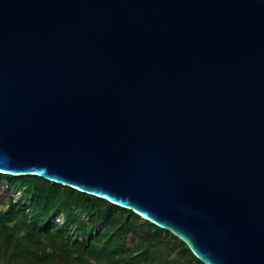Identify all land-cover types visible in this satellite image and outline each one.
Wrapping results in <instances>:
<instances>
[{"label":"water","instance_id":"water-1","mask_svg":"<svg viewBox=\"0 0 264 264\" xmlns=\"http://www.w3.org/2000/svg\"><path fill=\"white\" fill-rule=\"evenodd\" d=\"M0 172L264 264V0H0Z\"/></svg>","mask_w":264,"mask_h":264},{"label":"trees","instance_id":"trees-1","mask_svg":"<svg viewBox=\"0 0 264 264\" xmlns=\"http://www.w3.org/2000/svg\"><path fill=\"white\" fill-rule=\"evenodd\" d=\"M0 264L206 263L130 208L36 174L0 172Z\"/></svg>","mask_w":264,"mask_h":264},{"label":"rangeland","instance_id":"rangeland-1","mask_svg":"<svg viewBox=\"0 0 264 264\" xmlns=\"http://www.w3.org/2000/svg\"><path fill=\"white\" fill-rule=\"evenodd\" d=\"M21 195H22L21 192L14 193V197H15L14 199H15V201H18L20 199ZM55 220H59L60 223H63L64 222V217L61 215L58 218H56Z\"/></svg>","mask_w":264,"mask_h":264}]
</instances>
